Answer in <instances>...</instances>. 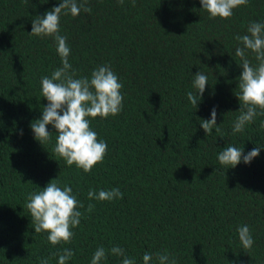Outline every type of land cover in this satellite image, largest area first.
<instances>
[{
    "label": "trees",
    "instance_id": "16d2710c",
    "mask_svg": "<svg viewBox=\"0 0 264 264\" xmlns=\"http://www.w3.org/2000/svg\"><path fill=\"white\" fill-rule=\"evenodd\" d=\"M58 5L0 0V264H57L53 254L64 248L75 253L68 264H91L100 246L125 249L136 264L145 252L165 251L177 264H264V116L232 133L242 72L234 37L264 23V0H248L230 19L210 18L200 0H88L91 13L62 15L76 78L107 64L124 85L122 112L91 120L108 151L90 173L54 153L51 125L44 146L30 127L48 103L41 78L62 66L51 37L30 35L32 20ZM199 71L209 84L195 109L186 94ZM213 107L220 132L206 135L199 120ZM229 144L245 154L261 147L259 156L227 168L217 157ZM56 178L84 207L71 243L53 246L47 233H35L25 205L28 193ZM112 188L123 198L87 197ZM241 225L250 227L251 250L239 241ZM121 260L109 254L102 264Z\"/></svg>",
    "mask_w": 264,
    "mask_h": 264
},
{
    "label": "clouds",
    "instance_id": "9594fccd",
    "mask_svg": "<svg viewBox=\"0 0 264 264\" xmlns=\"http://www.w3.org/2000/svg\"><path fill=\"white\" fill-rule=\"evenodd\" d=\"M124 2L125 0H118L121 5ZM200 3L210 18L230 19L234 9L246 6L248 0H200ZM132 4L135 6V0H132ZM81 11L91 13L88 0H59L58 6L32 20L30 35L51 37L56 44L62 66L55 69L51 76L41 78V94L48 103L43 107L41 118L33 121L30 127L34 139L44 146L51 141L52 133L48 131V126L51 125L56 130L54 153L67 166L75 165L83 172L90 173L97 164L103 162L108 151L106 141L98 138V133L91 126V120L97 117L105 119L122 112L124 85L107 64L97 66L90 77L76 78L77 73L69 62L71 49L67 37L61 35L60 20L62 15L70 13L76 17ZM234 39L240 45L236 47L235 56L239 58L238 66L242 68L238 77L239 91L235 93L240 103L239 115L232 126V133L236 134L242 133L258 116H264V23L250 22L247 33L236 35ZM249 53L254 55L256 64L252 63ZM208 84V76L202 71L197 72L193 79L195 91L186 94L195 109ZM210 117L199 120L206 135H211L213 129L220 132L215 107L212 108ZM260 126L264 128V121ZM260 148L254 147L245 154L243 148L229 144L219 152L217 158L220 165L235 168L242 161L249 164L258 157ZM87 197L90 201H112L122 199L123 193L119 188L99 191L90 189ZM27 201L25 206L30 212L35 233H47V240L53 246L71 243L75 235L73 229L80 225L83 216L80 209L84 207L72 187L61 186L56 178L39 191L28 193ZM94 207V204H89L86 211L91 212ZM236 231L243 248L251 250L254 239L250 227L241 225ZM74 254L71 248H64L53 255L58 257L57 264H68ZM109 254L121 257V264H136L135 258L126 255L125 249L119 246L111 249L98 247L91 264H102ZM142 260L143 264H177L176 259L167 251L145 252ZM40 264H49V259L41 258Z\"/></svg>",
    "mask_w": 264,
    "mask_h": 264
}]
</instances>
